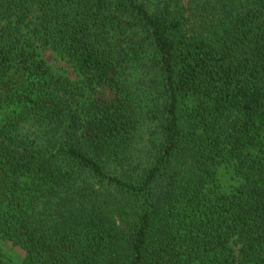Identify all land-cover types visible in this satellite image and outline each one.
Listing matches in <instances>:
<instances>
[{
	"label": "trees",
	"instance_id": "16d2710c",
	"mask_svg": "<svg viewBox=\"0 0 264 264\" xmlns=\"http://www.w3.org/2000/svg\"><path fill=\"white\" fill-rule=\"evenodd\" d=\"M0 238L21 264H264V0H0Z\"/></svg>",
	"mask_w": 264,
	"mask_h": 264
},
{
	"label": "rangeland",
	"instance_id": "374dc122",
	"mask_svg": "<svg viewBox=\"0 0 264 264\" xmlns=\"http://www.w3.org/2000/svg\"><path fill=\"white\" fill-rule=\"evenodd\" d=\"M40 57L51 69L53 74L65 77L72 82H79V78L74 74L72 69L60 61L54 53L47 50L40 51ZM144 65L147 67L146 61ZM150 78L152 79L153 77L149 76L146 82H148ZM0 250L5 257L6 264H21L25 257V253L21 248L2 238H0Z\"/></svg>",
	"mask_w": 264,
	"mask_h": 264
}]
</instances>
